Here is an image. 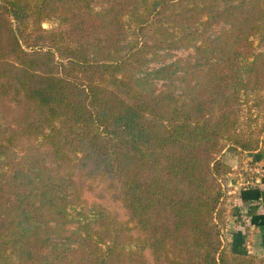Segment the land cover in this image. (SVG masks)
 <instances>
[{
  "label": "trees",
  "instance_id": "obj_1",
  "mask_svg": "<svg viewBox=\"0 0 264 264\" xmlns=\"http://www.w3.org/2000/svg\"><path fill=\"white\" fill-rule=\"evenodd\" d=\"M263 44L264 0H0V264H264L220 236L222 153L264 133ZM169 49L193 53L138 75ZM98 180L124 220L69 215Z\"/></svg>",
  "mask_w": 264,
  "mask_h": 264
},
{
  "label": "rangeland",
  "instance_id": "obj_2",
  "mask_svg": "<svg viewBox=\"0 0 264 264\" xmlns=\"http://www.w3.org/2000/svg\"><path fill=\"white\" fill-rule=\"evenodd\" d=\"M55 23L52 21H47V22H41L40 26L41 28H50L54 26ZM264 49V44L263 45H257L255 48V51H261ZM192 50L191 49H169L166 51H159L158 56H153L150 55L147 58V62L143 66V68L139 72V76H145L146 73L150 72L152 69L161 66L163 64H167L172 62L173 60H176L177 58H180L182 60L190 59V56L192 55ZM155 89H165V86L163 84H166L164 80L161 79H153L152 80ZM172 83L175 85L176 92H179L180 90H184V87H182L179 83L172 81ZM264 95V90L262 92ZM251 102V101H249ZM251 104V103H248ZM264 106V105H263ZM252 108V107H251ZM252 111L251 117L254 116L256 113L253 111V109H250V113ZM14 126L3 124V122L0 120V128L6 129V132L9 131V129L13 128ZM15 153V156H19L20 152L17 149L13 150ZM222 157L226 160V162H229V165L233 168L231 173H227L223 175L220 178V181L222 183V187L224 189V195L222 197V206L225 210V214L223 217V222L220 227V236H221V241L222 244L226 247V249H229L231 246V240H230V231L234 229L232 225H230L229 220L230 215H229V206L232 204V199H233V193L230 192L226 194V191L230 187L233 186H227L225 184V177L226 176H231L232 178H236L239 181L238 187H256L258 188L259 185L262 184V172L261 168L264 166V133L261 134L260 136V143L258 148L253 151L252 153H244L241 156H238L237 153L234 151H230L229 149L223 151ZM98 193H95L93 195L88 196L85 199V202L83 204H77V205H72L67 208V211L69 215L75 219H82L83 218H91L95 217L98 212H101V209L108 210L115 218L124 220L125 217L123 215V212L118 204V202L114 199V192L106 186L104 182L101 180H98L96 182V185L94 187ZM228 212V213H227ZM127 226L129 227L128 234L132 237L135 242H132L133 245H126L127 247H133L136 245V242H140V237L137 235L136 232L131 228V223H127ZM244 234L247 238V245L244 249H246V252L252 255L259 256L260 258L263 259L264 261V247L261 248L259 246H252L253 244V236L248 227L246 226L243 228ZM139 237V238H137ZM59 245H64L65 241L61 239L56 240ZM253 241V242H252ZM235 245V248H238L236 246V242L233 244ZM234 247V246H233Z\"/></svg>",
  "mask_w": 264,
  "mask_h": 264
},
{
  "label": "crops",
  "instance_id": "obj_3",
  "mask_svg": "<svg viewBox=\"0 0 264 264\" xmlns=\"http://www.w3.org/2000/svg\"><path fill=\"white\" fill-rule=\"evenodd\" d=\"M261 172L262 184L258 188L238 187L239 181L236 178L225 177V184L233 185L230 190L226 191V194L234 192L232 204L228 210L231 219L229 220L230 225L234 227L229 234L231 237L229 246L235 247L233 244L236 242L238 248L246 251L244 248L247 245V238L243 228L247 226L253 236L252 246L264 247V166L261 168Z\"/></svg>",
  "mask_w": 264,
  "mask_h": 264
}]
</instances>
